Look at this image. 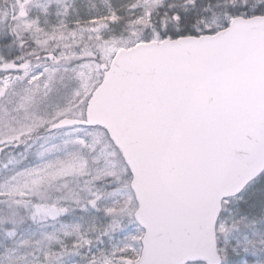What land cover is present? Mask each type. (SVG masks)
Instances as JSON below:
<instances>
[{
  "label": "snow or ice",
  "instance_id": "obj_1",
  "mask_svg": "<svg viewBox=\"0 0 264 264\" xmlns=\"http://www.w3.org/2000/svg\"><path fill=\"white\" fill-rule=\"evenodd\" d=\"M0 264H264V0H0Z\"/></svg>",
  "mask_w": 264,
  "mask_h": 264
}]
</instances>
